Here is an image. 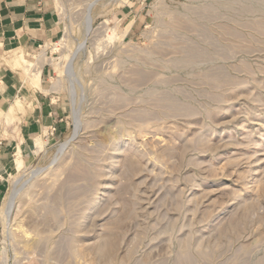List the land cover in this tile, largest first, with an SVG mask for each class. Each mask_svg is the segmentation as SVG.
<instances>
[{
    "label": "rangeland",
    "instance_id": "374dc122",
    "mask_svg": "<svg viewBox=\"0 0 264 264\" xmlns=\"http://www.w3.org/2000/svg\"><path fill=\"white\" fill-rule=\"evenodd\" d=\"M44 1L0 42V264H264V0Z\"/></svg>",
    "mask_w": 264,
    "mask_h": 264
},
{
    "label": "crops",
    "instance_id": "0c3cea01",
    "mask_svg": "<svg viewBox=\"0 0 264 264\" xmlns=\"http://www.w3.org/2000/svg\"><path fill=\"white\" fill-rule=\"evenodd\" d=\"M45 14L44 0H0V42L19 43L29 48L48 38ZM24 114L17 117L18 122H28Z\"/></svg>",
    "mask_w": 264,
    "mask_h": 264
},
{
    "label": "bare ground",
    "instance_id": "6f19581e",
    "mask_svg": "<svg viewBox=\"0 0 264 264\" xmlns=\"http://www.w3.org/2000/svg\"><path fill=\"white\" fill-rule=\"evenodd\" d=\"M93 20H92V17L91 16H87V23H88V26L90 24H92ZM33 57V56H31ZM5 59L12 65H14L15 67H22L24 64L26 65L27 69L29 70V68L31 66H29L28 64H32L33 65V61H31L29 59V55L22 51L21 48H16L10 52H7L6 53V56H5ZM28 65V66H27ZM30 71V70H29ZM12 120L13 118H10V119H7L6 120V123L7 125H10L12 123ZM35 143V142H34ZM37 145V144H36ZM19 149V148H18ZM21 150V149H20ZM22 151V150H21ZM18 152V151H17ZM20 157V156H18ZM21 166V161L18 162V167ZM17 167V168H18ZM7 204V203H6ZM6 211H8V209L10 208V203L6 205Z\"/></svg>",
    "mask_w": 264,
    "mask_h": 264
}]
</instances>
